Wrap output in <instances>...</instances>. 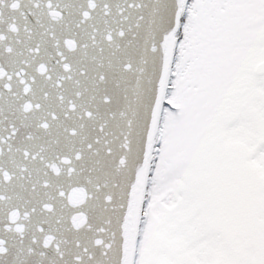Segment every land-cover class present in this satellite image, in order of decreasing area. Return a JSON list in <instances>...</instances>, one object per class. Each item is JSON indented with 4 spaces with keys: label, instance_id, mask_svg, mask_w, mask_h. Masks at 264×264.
Listing matches in <instances>:
<instances>
[{
    "label": "snow or ice",
    "instance_id": "1",
    "mask_svg": "<svg viewBox=\"0 0 264 264\" xmlns=\"http://www.w3.org/2000/svg\"><path fill=\"white\" fill-rule=\"evenodd\" d=\"M0 264H264V0H0Z\"/></svg>",
    "mask_w": 264,
    "mask_h": 264
}]
</instances>
